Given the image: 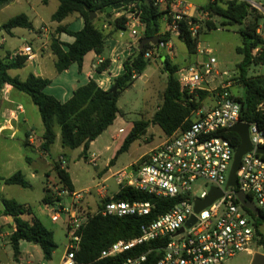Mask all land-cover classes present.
<instances>
[{
  "label": "trees",
  "instance_id": "obj_1",
  "mask_svg": "<svg viewBox=\"0 0 264 264\" xmlns=\"http://www.w3.org/2000/svg\"><path fill=\"white\" fill-rule=\"evenodd\" d=\"M15 0H0V10ZM50 0H42L48 4ZM59 6L52 15V21L61 22L72 14H79L84 19V26L79 31H69L60 26L57 32L64 31L74 37L72 43H64L59 38L53 37L51 40V49L57 56L56 69L58 72L67 70L73 63L80 67L85 56L89 52H95L103 55L105 52V39L108 37L106 29L109 25L113 26V32L127 29L129 18L121 14L116 18L113 15L126 9L122 8L108 11V8H115L123 4L126 0H58ZM140 11V19L145 24L141 41L146 37L160 35L161 41L168 42L170 33H162V23L165 17L171 21V3L172 0H165L164 3L156 5L154 0L148 4L145 0L134 2ZM202 11L210 17L216 16L221 19V25L227 28L238 27L237 31L242 35L244 42L242 46L237 47V52L243 55L242 64L237 71L236 78L240 80L243 88V95H235L241 104V119L248 122H255L259 127L264 128V111L258 110L260 104L264 103V76L248 77L245 65L255 64L264 66V39L257 33L260 27L262 13L244 0H209L203 6ZM90 11H94L97 17L90 19ZM101 17L103 23L97 24ZM195 24L198 19H191ZM181 33L179 38L186 44L189 55H196L198 52L199 40L192 34L189 20L184 19L180 23ZM208 28H218L210 20L206 21ZM16 27L33 29L34 23L26 13H20L1 25L8 33ZM155 48L152 44H146L142 50H137L129 55L124 61V72L116 82L119 89L116 94L109 90L102 89L99 84L91 79L88 83L74 90L72 96L65 102L60 101L55 96L45 92V88L51 83L47 78L30 74L26 80L18 76L9 74L10 69H19L25 66L27 62L26 55H17L12 57L8 54L6 57H0V92L5 84L27 93L33 103L38 107L43 125V141L39 149L44 153H49L52 145L56 141V128L59 127L61 133V143L63 147L75 149L83 147V154L87 158V152L92 141L97 139L106 131L117 118L120 109L118 99L121 93L131 87L135 80L141 76L150 63V58L145 54ZM110 60L105 59L98 66V70H104L109 66ZM179 65L171 63L169 57H166L164 70L168 75L167 85L163 93V101L151 119H141L134 122L133 128L126 136L117 154L127 151L132 143L140 139L147 132L149 124L158 125L165 135L172 134L178 128H185L190 124L188 119L191 112L197 105V94H189L182 88L177 73ZM207 92L200 91L199 97H204ZM194 99V100H192ZM226 137H233L236 145L241 143L239 135L235 133L224 134ZM30 132L26 133L25 146H29L28 137ZM62 159L55 162L56 170L61 182L65 184L71 192H74V186L69 172L62 167ZM111 160L110 163H112ZM6 184L21 185L30 187L31 183L26 175L17 171L7 178H2ZM59 199V198H58ZM110 200L115 201H144L152 202L154 208L150 216H102L94 215L81 226L80 248L76 253V259L81 264H121L123 259L131 253L118 255L110 258H100L103 250L107 249L113 243L121 239H131L141 232V226L158 215L167 212L176 202V199H164L154 197L144 191L138 190L133 186L121 184L117 193L112 197L108 196L102 199L98 204ZM4 215H12L15 223L13 232L10 236V243L14 250V258L17 260L21 255L20 243L27 241L37 244L43 251L46 260H52L53 254L58 245L55 242L54 232L49 229L39 218L33 215L32 208L16 201L15 199L4 198ZM56 201L54 194L48 190L43 197L44 203H53ZM255 218V225L258 234L257 242L264 249V236L259 231V226L264 221V211L258 217L248 210ZM32 215L27 219L24 215ZM147 245L138 247L135 252H142Z\"/></svg>",
  "mask_w": 264,
  "mask_h": 264
},
{
  "label": "built area",
  "instance_id": "obj_2",
  "mask_svg": "<svg viewBox=\"0 0 264 264\" xmlns=\"http://www.w3.org/2000/svg\"><path fill=\"white\" fill-rule=\"evenodd\" d=\"M244 1L251 4V0ZM164 2L154 0L156 5ZM171 4L177 9L171 8V21L168 20L164 34L179 36V23L187 19L195 35L196 29L191 20L195 17V7L186 1L172 0ZM124 13L129 18L127 28L137 38L145 28L139 16L140 11L132 2L124 9ZM257 33L264 39V31L260 27ZM159 45L162 50L172 48L170 40L166 42L160 39ZM155 51L156 46L147 51L145 57H153ZM32 53V46L26 45L15 56H30ZM200 53L206 55L204 61L196 66L182 67L177 73L182 88L189 94H197V105L188 118L190 124L165 135L158 145L141 156L138 164L132 165L133 170L124 169L116 175L119 185H130L154 197L176 199V202L167 212L145 222L136 237L118 240L103 250L100 258L131 253L121 264H223L257 242L259 236L255 218L242 205L238 193H244L261 212L264 211V154L258 152L259 148H264V128L241 119V104L233 93L237 84L228 78L215 85L217 78L222 75L217 58L209 49L201 50ZM102 61L100 58L99 62ZM200 91L207 92V95L199 97ZM258 110L264 111V103L259 105ZM15 116L13 112L11 117ZM237 123L249 125L252 149L241 159L237 185L228 186L240 144L236 145L233 137L224 134L235 133L229 129ZM213 187L220 189L222 195L196 211V201L206 199ZM70 193L69 188L60 181L56 197ZM74 195L78 200L82 198L81 193ZM77 204L73 203L70 207L60 205L58 209H53L52 221L60 220L64 214L67 229V244L59 264H81L76 259L82 237L80 229L90 217H147L154 208V204L149 201L110 200L95 210L80 209ZM193 217L195 222L188 226ZM142 245H147L146 249L135 252Z\"/></svg>",
  "mask_w": 264,
  "mask_h": 264
},
{
  "label": "rangeland",
  "instance_id": "obj_3",
  "mask_svg": "<svg viewBox=\"0 0 264 264\" xmlns=\"http://www.w3.org/2000/svg\"><path fill=\"white\" fill-rule=\"evenodd\" d=\"M187 1L196 6L205 5L208 0H175ZM58 0H51L48 5L42 3L41 0H21L12 3L7 9L0 12V39L5 37L6 47L3 51H13L20 49L25 44L31 43L35 50L40 46V41L37 38V30L27 29L23 27H17L14 35L8 33L5 29L1 28V25L20 13H26L31 17L37 27L41 24L46 23L52 25V14L58 7ZM251 4L254 5L262 13L260 19V27L264 31V0H251ZM117 17V16H116ZM113 15V18H116ZM198 23L194 25L196 29L195 36L199 40V49H209L212 55L217 58L218 69L222 73L217 78L215 85L221 84L225 79H232L237 85L234 86L233 93L235 95H243V88L240 80L236 78L237 71L243 61V55L237 52V47L242 46L244 39L242 35L237 31L238 27L227 28L221 25V19L219 17H210L205 12L197 13ZM213 21L218 28H208L206 21ZM103 20L101 17L97 20V24L101 25ZM168 23V17L163 19L162 31L166 30ZM49 28L48 26H45ZM72 30H78L77 24L71 27ZM41 30V28L39 29ZM57 27L50 29L51 34H55ZM108 37L113 35V26L109 25L106 29ZM66 34V33H63ZM132 36L129 29L123 32L122 41H129ZM71 39L67 34L63 35V39ZM170 44L174 45L172 55L176 56L175 63L179 64V67L196 66L204 61L203 56L205 54L198 53L196 55H189L186 44L177 37L170 33ZM131 41V40H130ZM132 43V41H131ZM162 54L158 51L154 52L153 57L150 58L145 72L135 80L134 84L128 89L124 90L119 99L118 107L120 108L119 120H124L127 123L134 124L135 121L141 119H151L152 115L156 112L157 108L163 101V93L167 85L168 75L164 70L163 49ZM2 55L0 54V57ZM246 73L248 77L264 76V66L255 64H246ZM13 71V74L19 75L21 78H25L28 75L29 69ZM226 72V74H223ZM225 82V81H224ZM48 90H45L47 92ZM30 98V97H29ZM4 99L3 90L0 92V113L3 109L5 111V104L2 102ZM33 102V101H32ZM37 110L38 107L31 103ZM39 114V113H38ZM37 116L41 118V115ZM1 115V114H0ZM1 120V119H0ZM38 118L36 115L32 116V121L36 123ZM3 121V120H2ZM118 122L110 130H107L99 139L96 145L97 149H101L99 156L96 152V162L91 161V154L88 153L86 158L83 154V147L80 146L75 149H66V165L69 167V171L75 178V191L80 192L84 197L95 199L96 204L100 203V198L96 199V190L101 189L102 185L99 186L98 170L109 166L110 160L115 159L114 164L110 166V172L105 177H109L105 180L106 192L111 195L119 190L117 183L118 171L133 170L134 167L130 166L134 162L138 164L140 156L144 153L149 152L152 148L158 145L165 137L163 130L158 125L148 126V131L140 139L136 140L127 151L117 152L114 151L117 141L113 138L115 132L118 129ZM12 131H5L0 133V193L3 198L15 199L20 203H26L32 207V210L36 216H38L43 223L54 232L55 242L58 247L54 252L52 260H46L43 255V251L39 245L34 246V243L21 241V264H32L46 263V264H58L65 252L67 244L66 226H65V215L62 214V218L58 221H52L51 216L54 213L53 208L58 209L56 206H47L43 202L45 195V184L47 170L52 169V165H45L39 163V156L32 152L27 151L23 144L25 138V130H20L14 137H11ZM107 139V140H106ZM59 144V143H58ZM111 146L109 150H106L105 145ZM58 146V145H57ZM61 147V145H60ZM59 147H56L54 157L57 156ZM29 155L32 157L36 164L30 165L25 156ZM50 161V159H48ZM21 170L26 178L30 181V187H23L21 185L6 184L2 178H7L15 172ZM118 172V173H119ZM92 188L90 194L86 193L87 189ZM65 203L69 204L70 196L65 197ZM90 208L92 210L96 209ZM26 218H29L26 216ZM8 216L4 215V205L0 200V264H17L14 258V250L10 243V236L13 232V226L10 224ZM260 233L264 236V221L259 226ZM264 249L254 242L249 246L248 250L236 254L234 257L227 259L223 264H251L256 253H262Z\"/></svg>",
  "mask_w": 264,
  "mask_h": 264
},
{
  "label": "crops",
  "instance_id": "obj_4",
  "mask_svg": "<svg viewBox=\"0 0 264 264\" xmlns=\"http://www.w3.org/2000/svg\"><path fill=\"white\" fill-rule=\"evenodd\" d=\"M18 1H21V0H15L12 3H15ZM50 2H51V0L49 1V3ZM174 2H175V0H174ZM12 3L3 7L0 10V12L7 9V7H9ZM48 4H45V5H48ZM59 4L60 3H58V6H59ZM190 4H192V3H190ZM192 5L196 9V12L194 13V15L197 18V13L203 12L201 8L205 5H203V4L200 6H196L194 4H192ZM171 8H172V10L177 9V7L173 4H171ZM123 11H124V9H122L120 12L115 13L114 14L115 17L120 16L123 13ZM164 19H166V17ZM33 23H34V21H33ZM52 23H53L52 25H47L46 23H43L39 27H37L34 23V28L38 32L37 38L40 41V46L37 50H35L31 43L24 45V46H26V45L32 46L33 53L30 56L26 55L28 59H27L25 66L18 69V70H23V69L28 68L29 69L28 75L25 78H21L19 75H16V74L14 75L13 71H15L16 69H10L8 72L10 75L18 76L22 80H26L27 77L31 73L35 74L37 76H41L43 78L49 79L51 81V83L45 88V90H48L46 93L55 96L57 99H59L62 102L67 101L72 96L75 89H77L78 87L88 83L91 79L95 80L102 89L110 90L114 86L116 79L120 75L123 74V72H124V65L123 64H124V61L126 60V58L129 55L136 52L137 50H139L141 37L143 36V32H144V30H142L141 35L138 36L137 38L134 36H131L130 37L131 38L130 40L132 41V43H131L130 40L125 42V41H122L120 39V38H122L123 32L125 30H119V31L113 33V35H111L105 39V52L103 55H98L95 52H89L85 56L81 67L77 63H73L67 70H65L63 72H58L56 69L57 56L53 53V51L51 49V40L53 37H57L64 43H72L74 41V37L71 34H68L67 32H64V31L57 32V30H56L55 34H51L50 29L52 27L58 28L60 26H63L66 28V30H69V31H79L84 26V19L79 14H72V15L68 16L67 18H65L61 22L52 21ZM74 23L77 24L78 30H72L71 29V27L74 25ZM44 25L48 26L49 28L44 27ZM16 28H13L11 30L12 35H14ZM40 28H41V30H39ZM165 31L166 30H163L162 33L164 34ZM63 33H66L69 37L73 38V40L67 39V38L63 39V35H66ZM177 37L179 38V36H177ZM170 41H171V39H170ZM24 46H22L20 49H15L13 51L6 50V51H3V53H2V50H4L6 47V39H5V37L2 36V38L0 39V54L2 55L1 57H6L8 54H10L12 57H15V53L20 51ZM171 46H172L171 49L167 48L165 53L163 52L164 61L162 62V66L165 65L166 57H169L172 64L179 65V64L175 63L176 56L172 55L174 45H171ZM162 51H164V50H162ZM198 53H200L199 46H198ZM100 58L102 60H105V59L110 60L109 66L104 70H98V66L101 64V62H99ZM203 58H204L203 60H205L206 56H203ZM2 90H3V94H4V99L2 100V102L5 104L4 106L6 109H4L5 111H3V109H2V111L0 113L1 114L0 115V119H1L0 120V133L5 132V131H12L11 137H14L16 135V133L19 132L20 130H22V129L25 130V138L23 140V144L25 146L26 133L30 132V136L28 137L29 146L28 147L25 146V149L27 151H32V152L36 153L39 156V163L45 164V165H52V169L47 170L45 172L47 179H46V184H45L44 190H45V194L48 190L50 191V193H53L56 201H54L53 203H45L47 208H49L48 205H50V206L51 205L52 206L58 205V207L60 205H62V206L65 205V206L70 207V206H72L73 203H76V202L78 203L77 205L80 209L92 210L90 208H95L94 206L98 207L99 205L96 204L95 199H90V198L84 197V195H82V198L80 200H78L77 197L74 195L75 193H80V192L75 191V182H76L75 178L73 177L72 173L69 171V167L66 165V160H67L66 149H68V148L63 147V145L61 143V133H60L59 127L56 128L57 137H56L55 143L51 147L50 152L44 153L43 151H41L39 149V146L43 141L44 125H43L42 118H39L37 116L38 113H39L38 115H40L39 110H37L34 106H32V104H30V102L33 103L31 97L27 93L20 91L18 89H15L9 84H5L3 86V88L1 89V91ZM19 106H21L22 108L18 109ZM13 112H15V115H16L14 118L11 117V114ZM34 115H36V117L38 118V120H36V123H34L32 121V116H34ZM7 120L9 122H7ZM147 120H149V119H147ZM115 122L119 123L117 132H115V134L113 136V138H115L114 140L117 141V145L114 148V151L117 152L118 149L121 147L123 141L125 140L126 136L128 135V133L133 128L134 124L127 123L123 119L119 120V113H118L117 118L115 119L114 123L107 130H110L111 128H113V126L115 125ZM106 131H104L97 139H95L94 141L91 142L90 148L87 152V157H88V153H90L92 156L91 161L96 162V157H97L96 152H98V154L101 152V149L100 148L97 149L96 145L99 142L100 137ZM147 131H148V129H147ZM31 136H32V138H31ZM60 145H61V147H60ZM56 147H59V149L57 151V156L54 157L53 155H54ZM105 147H106V150H109L111 148V146L108 144H106ZM100 155L101 154H99V156ZM143 155H141V156H143ZM25 158L30 165L36 164L35 160L32 157H30L29 155H26ZM48 159H50V161ZM58 159H63L62 167L65 168L69 172L73 186H74V192H71L69 195L61 196V197H59V199L56 197V189H57V187L60 186L61 180H60L56 170L54 169L55 162ZM115 159H116V157L114 159H111V160H113V162L109 163V166L107 165L105 168L98 170L97 175L99 178V183H98L99 186L103 185V184L105 185V180H107L109 178V177H105V176L108 172H110L111 169H109V168L112 164H114ZM111 160H110V162H111ZM135 163L136 162H134L130 166L134 165ZM117 173H113L112 175H115ZM119 187H120V185H119ZM91 192H92V188H89L86 191V193H88V194H90ZM117 192H115V193H117ZM114 194L109 195L106 192V186H104V187H101V189L96 190V199L101 197V199L99 200L101 202L102 199H105L108 196L112 197ZM66 196H70L69 204L65 203L66 202L65 201ZM23 204H26V203H23ZM53 209H55V208H53ZM33 215H35L34 212H33ZM26 216L29 217L27 219L32 218V215H29V214L24 215L25 218H26ZM36 217L39 218L38 216H36ZM36 245L37 244H35L34 246H36ZM262 253H264V252H262ZM53 257H54V254H53ZM16 261H17V264H21V256H19V258ZM27 264H32V262L28 261ZM37 264H40V263H37Z\"/></svg>",
  "mask_w": 264,
  "mask_h": 264
},
{
  "label": "water",
  "instance_id": "obj_5",
  "mask_svg": "<svg viewBox=\"0 0 264 264\" xmlns=\"http://www.w3.org/2000/svg\"><path fill=\"white\" fill-rule=\"evenodd\" d=\"M137 1H140V0H126L120 6H117L115 8H108V11L111 12L113 10L120 9L124 5H128L132 2H137ZM145 1L148 4H150V0H145ZM96 17H97V14L94 11H90V19L93 20ZM159 41H160V35H157L154 37H146L140 42L139 50H142L146 44L150 43V44L156 46L157 51L160 54H162V49L159 45ZM118 89H119V85L117 82H115L114 86L109 91L112 92L113 94H116ZM229 131L235 132L236 134L239 135V137L241 139V143L236 150L234 162H233V165H232V168L230 171L229 180H228V186H236L237 185V170L240 167L241 159L246 152H248L252 149V144H251L250 139H249V125L248 124L237 123L233 127H231L229 129ZM258 152L264 154V148H259ZM221 195H222V191L216 187H213L210 194L208 195V197L206 199L196 201V211H200L204 207L210 205ZM238 199L240 200L242 205L245 208H247L248 210H250L253 214H256L258 217L261 216V211L255 205L254 201L248 199L244 193L239 192L238 193ZM0 200H1L2 204L5 205V201H4V198L2 197L1 193H0ZM8 218L11 221V223H13V224L15 223L14 217L12 215H9ZM193 222H195V217H193L192 220L187 225L189 226ZM251 264H264V253H256Z\"/></svg>",
  "mask_w": 264,
  "mask_h": 264
}]
</instances>
